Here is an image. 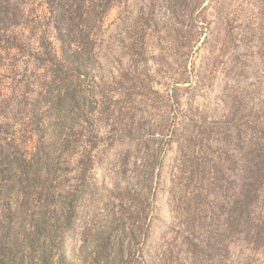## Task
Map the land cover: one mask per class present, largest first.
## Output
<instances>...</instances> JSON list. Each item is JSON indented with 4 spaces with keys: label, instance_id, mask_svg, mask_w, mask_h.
<instances>
[{
    "label": "rangeland",
    "instance_id": "374dc122",
    "mask_svg": "<svg viewBox=\"0 0 264 264\" xmlns=\"http://www.w3.org/2000/svg\"><path fill=\"white\" fill-rule=\"evenodd\" d=\"M263 164L264 0H0V264H264Z\"/></svg>",
    "mask_w": 264,
    "mask_h": 264
},
{
    "label": "trees",
    "instance_id": "16d2710c",
    "mask_svg": "<svg viewBox=\"0 0 264 264\" xmlns=\"http://www.w3.org/2000/svg\"><path fill=\"white\" fill-rule=\"evenodd\" d=\"M263 166H264V164H263ZM252 169L256 171V169H257V166H256V164H255V167H254V166H252ZM254 176H255V174H254ZM261 176H262V174H261V173H260L259 175L257 174V175H256V178H258V177H261Z\"/></svg>",
    "mask_w": 264,
    "mask_h": 264
}]
</instances>
